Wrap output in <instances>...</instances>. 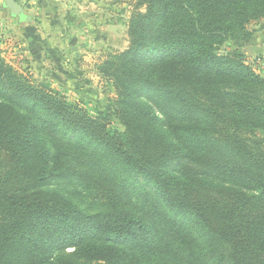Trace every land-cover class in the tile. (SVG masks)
I'll return each mask as SVG.
<instances>
[{
    "label": "trees",
    "instance_id": "1",
    "mask_svg": "<svg viewBox=\"0 0 264 264\" xmlns=\"http://www.w3.org/2000/svg\"><path fill=\"white\" fill-rule=\"evenodd\" d=\"M143 4L129 47L105 62L116 103L96 114L32 83L0 47V264H59L57 253L69 248L106 264L154 256L165 264L166 257L264 264V77L239 50L215 48L227 35L250 36L247 25L264 17V0ZM157 110L208 126L190 147L163 129ZM56 136L72 145L87 138L88 147L76 148L96 172L108 167L97 164L104 157L149 181L153 190L141 195L147 212L119 207L131 192L127 174L117 182L123 193L111 195L114 209L95 213L46 188L76 174L89 179L51 149Z\"/></svg>",
    "mask_w": 264,
    "mask_h": 264
},
{
    "label": "rangeland",
    "instance_id": "2",
    "mask_svg": "<svg viewBox=\"0 0 264 264\" xmlns=\"http://www.w3.org/2000/svg\"><path fill=\"white\" fill-rule=\"evenodd\" d=\"M28 1L21 2L29 8L28 18H21L12 15L4 6V0H0V47L6 61L32 83L59 91L68 101L80 104L91 114L116 103L113 69L106 67L105 62L112 54L129 47L133 15L146 10L143 0H54L48 9H44L43 4ZM247 30L250 36L237 33L218 39L216 52L227 54L239 50L246 62L264 77V17L252 20ZM3 98L0 96V100ZM156 114L164 130L177 131L190 147L208 126L197 119L165 115L158 110ZM258 133L264 134V128ZM73 140L77 144H68V139L56 136L51 139L50 147L62 152L67 164L78 165L79 172L89 179L76 174L69 179L55 180L46 188L60 192L87 212L95 213L114 209L111 195L123 193L124 186H117V182L119 174H127L129 178L124 184L131 192L128 197H119V207L145 214L148 204L141 195L150 188L153 190L152 184L120 165L114 167L104 157L98 159L97 164L108 167L98 168L96 172L95 166L87 165L88 156L80 158L76 148L78 144L88 147V139L82 136ZM208 181L225 183L220 179ZM199 245L206 252L211 248L208 244L206 247L204 240H199ZM57 254L59 264H106L103 260L82 256L74 248ZM217 254L214 260L218 259ZM166 262L174 264L167 257ZM142 264H165V259L154 256Z\"/></svg>",
    "mask_w": 264,
    "mask_h": 264
},
{
    "label": "water",
    "instance_id": "3",
    "mask_svg": "<svg viewBox=\"0 0 264 264\" xmlns=\"http://www.w3.org/2000/svg\"><path fill=\"white\" fill-rule=\"evenodd\" d=\"M3 4L11 10L12 15L28 18L25 14L24 7L17 0H4Z\"/></svg>",
    "mask_w": 264,
    "mask_h": 264
},
{
    "label": "crops",
    "instance_id": "4",
    "mask_svg": "<svg viewBox=\"0 0 264 264\" xmlns=\"http://www.w3.org/2000/svg\"><path fill=\"white\" fill-rule=\"evenodd\" d=\"M17 1L24 7L25 14L28 13L29 8L25 7V5L21 3L22 1H27V0H17ZM50 2H54V0H29L28 1L29 4H37V5L43 4L44 9H48L49 7H51ZM37 8L40 9L39 6ZM42 13H43L42 15L45 16V11H43Z\"/></svg>",
    "mask_w": 264,
    "mask_h": 264
}]
</instances>
